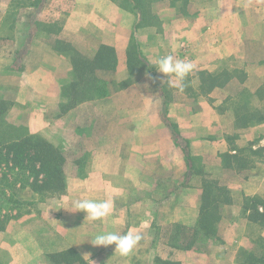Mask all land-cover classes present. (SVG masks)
Instances as JSON below:
<instances>
[{
	"label": "rangeland",
	"instance_id": "374dc122",
	"mask_svg": "<svg viewBox=\"0 0 264 264\" xmlns=\"http://www.w3.org/2000/svg\"><path fill=\"white\" fill-rule=\"evenodd\" d=\"M73 1L0 0V98L10 102L5 111L8 121L64 150L71 188L85 187L78 185L82 179L87 187L102 185L103 173L125 171L143 176V182L133 177L123 182L131 192L129 199L135 198L138 185L143 183L140 189L150 193L164 178L200 182L202 194L209 187L216 194L225 188L230 203L219 204V220L223 216L222 221L230 224L220 235L216 228V235L208 239L218 243L231 234L237 240L231 248L234 264L249 262L264 247V0H113L123 13L112 23L119 35L129 32L122 42L133 73L128 66L124 77L117 70L113 46L116 67L112 72L96 70L99 81L87 78L88 73L85 78L73 75V57L91 60L106 44L94 50L99 33L91 22L81 27L75 20ZM143 27L152 28L147 40L138 33ZM44 47L55 51L60 61L42 64ZM167 55L194 65L183 91L170 87L157 71L158 58ZM75 80L80 83L73 88ZM188 135L198 142L191 145ZM167 138L181 150L182 165L164 167L151 154L153 142ZM141 140L147 148H136ZM141 152L146 157L138 171L136 156ZM225 153L237 156L226 166L221 163ZM127 157L135 164L126 166ZM249 190L254 194H247ZM63 193H37L34 202L16 196L17 205L0 196L5 226L0 231L12 221L6 238L17 243V253L25 252L27 238H44L38 245L51 251L50 263L66 264L63 258L52 257L62 250L52 251L59 239L56 231L46 232L43 209ZM223 204L226 211L221 215ZM229 206L236 210L229 213ZM52 213L56 219L58 213ZM29 214L33 217L14 224ZM235 222V228L229 227ZM154 247L159 252L166 248L157 243ZM201 249H210L211 254L224 251L200 244Z\"/></svg>",
	"mask_w": 264,
	"mask_h": 264
},
{
	"label": "crops",
	"instance_id": "0c3cea01",
	"mask_svg": "<svg viewBox=\"0 0 264 264\" xmlns=\"http://www.w3.org/2000/svg\"><path fill=\"white\" fill-rule=\"evenodd\" d=\"M75 10H77V16L75 20L83 25L91 22L92 27L95 28L99 33V43H106L114 46L117 50L118 64L117 70L123 73L127 72V62L125 58L126 42H122L123 36H129L127 34L119 35L118 31L114 30V24L112 21L116 18V15H122V10L118 9L113 0H74L73 1ZM60 8H57V11ZM127 18L129 14L124 13ZM96 27L98 29H96ZM150 27H143L138 30L140 36L147 40L151 31ZM40 61L42 64L46 63L49 59H53L55 62L60 61V56L56 54L51 48L44 47L40 53ZM133 87V86H132ZM146 100L144 96L141 97ZM258 129V128H257ZM260 131V129H258ZM130 132V131H129ZM154 132V131H152ZM248 131L245 135H248ZM191 145L198 142L195 136L188 135ZM243 135L240 134L239 138ZM250 136H247V139ZM166 139V137H165ZM143 142L137 141L136 148L145 149L146 145L143 146ZM204 144V142L202 141ZM151 148L154 151L151 154L159 157L160 163L165 167L173 168L174 166L182 165V154L174 142H171L168 138L164 140V143L160 141H154ZM225 147V142H223ZM235 152V151H231ZM146 154L139 153L136 156L138 171L142 170ZM129 158V159H128ZM134 158L127 157L126 166H129ZM133 164H135L133 162ZM127 170V169H126ZM111 173V172H109ZM101 173L104 177L105 183L102 185H91L87 187L86 179H82L83 182H79L78 185H85L83 188H71L67 184L63 195L58 197L55 201H51L43 209L47 210L46 216V232L56 231L59 239L58 247H55L52 251H64L72 249L79 254V256L88 264H154L155 257L162 259L176 260L180 264H216L215 261L221 262V264H234L235 253L231 249L234 247L237 241L231 234L227 235L226 238L222 237L221 241L216 243L211 241L208 237L201 236L197 239L191 249H181L169 244V236L174 231L172 225L180 224L185 227H195L199 219L201 209V184L200 182L191 181L185 183L183 179L173 180L169 178L158 179L157 183L153 185V189L150 193H147L140 189L143 187L138 185V190H134L133 193H137L135 198L129 199L130 191L125 188L123 182L130 177L136 178L137 181H142V175L138 173L137 176L129 173L111 174ZM111 178V179H110ZM145 178V177H144ZM134 180V179H132ZM146 181V180H145ZM100 185V186H99ZM144 187H146L144 185ZM252 193L250 190L247 194ZM236 194V192H232ZM254 194V193H252ZM17 198L21 200L34 202L37 200V193L29 188L19 189L16 192ZM85 198L102 201L112 199V208L110 215L105 217L102 221H90L86 217V213L83 211H69L70 201L74 198ZM226 205L223 204L221 209V215ZM47 207V208H46ZM60 207H64L60 208ZM60 208V209H59ZM229 213L236 210L232 206H229ZM69 209V210H66ZM233 209V210H231ZM58 213L57 218L53 219L54 212ZM33 214L26 215L25 218H18L14 224L18 225L23 222L22 219H30ZM224 217L221 216V220L216 223L217 232L221 234V230L225 229L227 224L223 222ZM12 222V221H11ZM9 223L3 231H0V264H51L47 258L49 249H46L41 244V240L37 238L26 239L25 252L17 253V246L15 242L6 238L8 232H11L12 223ZM234 222V221H233ZM235 224H231L229 227H236ZM51 225L53 228H51ZM27 226V224H26ZM28 228V227H27ZM172 229V230H171ZM129 230H139L143 234V239L135 247L130 255L122 257L118 252L114 251L115 246H96L92 244L93 238L97 233L100 232H116L118 234H124ZM160 230H167V232H159ZM188 230H184V232ZM53 232V233H54ZM164 235V236H163ZM167 236V237H166ZM165 237L166 239L162 242H158L159 238ZM240 242V241H239ZM163 244L166 248L156 250L155 244ZM200 244L210 246L212 245L215 249H223L221 253L211 254L210 249L204 251L200 249ZM198 245V247L196 246ZM15 247V248H14ZM197 247V248H196ZM16 249V251H15ZM195 249H198L195 250ZM227 249H231V252H227ZM7 251V252H4ZM4 252V254H3ZM165 254L163 256V254ZM7 253V254H6ZM49 256V255H48Z\"/></svg>",
	"mask_w": 264,
	"mask_h": 264
},
{
	"label": "trees",
	"instance_id": "16d2710c",
	"mask_svg": "<svg viewBox=\"0 0 264 264\" xmlns=\"http://www.w3.org/2000/svg\"><path fill=\"white\" fill-rule=\"evenodd\" d=\"M127 66L129 72L133 73L130 56L127 58ZM115 67L114 47L106 44L100 45L91 60L73 57V75L75 77L85 78L88 73L90 76L87 78L99 81L100 78L95 73L96 70L112 72ZM79 83V80H75L70 85L75 88ZM97 91H100L101 94L105 92L102 88H97ZM9 105V101L0 98V196L6 202L17 205L20 202L16 198L15 192L20 188H29L36 193L63 192L67 187L65 173L67 157L64 150L41 135L28 132L24 126L10 123L5 112ZM236 157V155L225 153L221 163L225 166L229 165L230 161ZM8 190L11 194L7 193ZM219 190L218 194L213 193L211 187L203 190L197 224L188 229L184 225L173 224L174 233L169 236V244L181 249H191L199 237H214L216 235V223L220 219L219 204L230 203L229 192L222 187ZM256 214L263 218V215L257 211ZM2 222L3 220L0 218V230L5 227ZM184 230H188V234ZM52 257L63 258L66 264L85 263L72 249L53 253ZM154 264L180 263L157 256ZM245 264H264V247L260 254L253 253L249 257V262Z\"/></svg>",
	"mask_w": 264,
	"mask_h": 264
},
{
	"label": "clouds",
	"instance_id": "9594fccd",
	"mask_svg": "<svg viewBox=\"0 0 264 264\" xmlns=\"http://www.w3.org/2000/svg\"><path fill=\"white\" fill-rule=\"evenodd\" d=\"M156 67L158 72L165 75L169 86L179 91H183L185 78L194 70V65L190 61L175 59L171 55L159 57ZM60 208L65 209L64 207ZM111 208V197L102 201L77 197L70 201L71 210H66L83 211L86 213L88 220L102 221L110 215ZM142 239L143 234L139 230H129L124 234L109 231L97 233L92 244L105 247L114 245V251L122 257H127Z\"/></svg>",
	"mask_w": 264,
	"mask_h": 264
}]
</instances>
